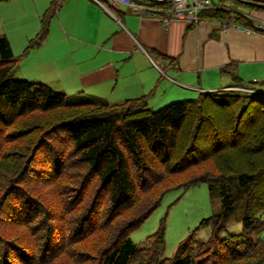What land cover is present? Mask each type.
Returning a JSON list of instances; mask_svg holds the SVG:
<instances>
[{
  "label": "trees",
  "instance_id": "trees-1",
  "mask_svg": "<svg viewBox=\"0 0 264 264\" xmlns=\"http://www.w3.org/2000/svg\"><path fill=\"white\" fill-rule=\"evenodd\" d=\"M237 2L259 8L219 0L200 18L253 27ZM57 3L22 54L0 34V264H262L264 237L252 234L264 225V90L201 91L157 109L145 94L70 103L45 82L12 76L46 39ZM233 64L222 72L234 75ZM207 181L221 211L172 256H164L165 218L148 245L131 239L165 192ZM235 221L241 231L222 236ZM204 226L211 234L201 240Z\"/></svg>",
  "mask_w": 264,
  "mask_h": 264
},
{
  "label": "crops",
  "instance_id": "crops-1",
  "mask_svg": "<svg viewBox=\"0 0 264 264\" xmlns=\"http://www.w3.org/2000/svg\"><path fill=\"white\" fill-rule=\"evenodd\" d=\"M9 1L0 34L19 55L52 0ZM238 9L253 23L264 20V7ZM222 22L165 24L160 14L130 6L58 0L46 39L20 57L12 76L45 82L70 103H120L145 94L152 108L236 85L264 90V32ZM229 62L234 75L221 70Z\"/></svg>",
  "mask_w": 264,
  "mask_h": 264
},
{
  "label": "rangeland",
  "instance_id": "rangeland-1",
  "mask_svg": "<svg viewBox=\"0 0 264 264\" xmlns=\"http://www.w3.org/2000/svg\"><path fill=\"white\" fill-rule=\"evenodd\" d=\"M7 1L8 0H0L1 17H5L7 14H10L11 12L9 8L3 7V3H7ZM209 1L210 2L213 1L214 3L219 2V0H209ZM223 1L226 3H231V0H223ZM234 4L236 8L244 7V5L240 2ZM41 17L42 15L40 16V19ZM39 29H40V24H39ZM233 90H237V89H233ZM170 101H174V100H170ZM161 106H157L154 109H157ZM210 182L212 181L200 182L198 184L191 185L187 188L177 187L165 192L162 196L159 206L150 214V216L138 228L131 231L130 233L131 239L136 243H138V245L140 246L148 245L147 237L151 233L157 230L162 218H165L166 244H165L164 256L165 257L172 256L178 246V243L184 237H186L192 231L193 228H195L199 224L202 218L208 217L213 214H217L221 211L220 197L210 195L208 188ZM260 217L264 219V211L260 213ZM241 229H242L241 222L235 221L226 225V227H223L221 230V235L227 236L231 233H239ZM210 234H211V226L200 227L197 230V237L201 240L207 239L210 236ZM252 235L254 238L264 237V225L259 230L254 231ZM262 264H264V262Z\"/></svg>",
  "mask_w": 264,
  "mask_h": 264
},
{
  "label": "built area",
  "instance_id": "built-area-1",
  "mask_svg": "<svg viewBox=\"0 0 264 264\" xmlns=\"http://www.w3.org/2000/svg\"><path fill=\"white\" fill-rule=\"evenodd\" d=\"M100 4H108L113 6H130L133 7L136 11L142 14L146 13H156L160 14L161 20L168 24L172 19H182L189 23H197L200 20V11L206 7L212 5L209 0H167L169 6L159 5L153 0H95ZM163 1V0H162ZM227 23L223 21L222 26H225ZM238 29L242 30H251L259 29L264 32V20L257 21L254 23V26H246L241 23L233 22L232 24ZM231 88L237 89L245 92L259 91L250 86H232Z\"/></svg>",
  "mask_w": 264,
  "mask_h": 264
},
{
  "label": "water",
  "instance_id": "water-1",
  "mask_svg": "<svg viewBox=\"0 0 264 264\" xmlns=\"http://www.w3.org/2000/svg\"><path fill=\"white\" fill-rule=\"evenodd\" d=\"M159 1H162V0H159ZM243 1L246 2V3H249V4H253V5L259 6V7H264V3L263 2H259V1H255V0H243Z\"/></svg>",
  "mask_w": 264,
  "mask_h": 264
}]
</instances>
